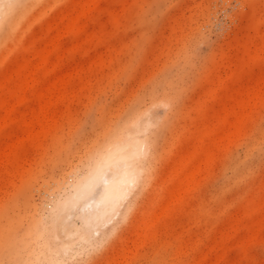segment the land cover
Listing matches in <instances>:
<instances>
[{"label": "rangeland", "instance_id": "rangeland-1", "mask_svg": "<svg viewBox=\"0 0 264 264\" xmlns=\"http://www.w3.org/2000/svg\"><path fill=\"white\" fill-rule=\"evenodd\" d=\"M87 1L0 21V234L149 119L139 187L42 264H264V0Z\"/></svg>", "mask_w": 264, "mask_h": 264}, {"label": "bare ground", "instance_id": "bare-ground-1", "mask_svg": "<svg viewBox=\"0 0 264 264\" xmlns=\"http://www.w3.org/2000/svg\"><path fill=\"white\" fill-rule=\"evenodd\" d=\"M87 2L91 6V2ZM22 3L25 0H0V21L9 22L11 13L18 10ZM148 121L146 127L135 119L127 121L120 126L116 135H109L112 144L95 151V155L85 165V171L81 174L79 171L73 184H60L58 197L53 195L56 197L53 199L51 195V211L46 214L41 212L37 215H24L22 219L15 220V223L13 219L12 225L3 227L0 234V264H42L41 261L50 259L46 251L50 255L53 251L56 252L55 256L61 251L66 252L73 239L66 242L63 237L71 236L66 227L71 224H67V220L72 213L81 215L83 236L110 216L113 217L112 214L121 209L125 199L143 180L142 174L147 167L146 157L152 146L151 130L158 125L149 119ZM53 263L59 264L57 259Z\"/></svg>", "mask_w": 264, "mask_h": 264}]
</instances>
